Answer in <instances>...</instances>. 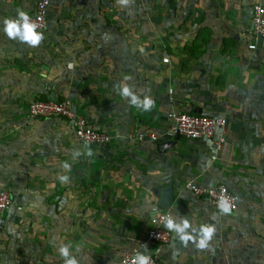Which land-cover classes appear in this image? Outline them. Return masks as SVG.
Returning <instances> with one entry per match:
<instances>
[{"label": "crops", "instance_id": "crops-1", "mask_svg": "<svg viewBox=\"0 0 264 264\" xmlns=\"http://www.w3.org/2000/svg\"><path fill=\"white\" fill-rule=\"evenodd\" d=\"M37 1L0 0V190L12 199L0 218V264H63L62 244L79 264L134 251L163 264H264V47L248 49L254 0H48L43 41L9 39L3 21L18 9L31 15ZM117 85L150 98L151 109ZM37 98L67 100L110 143L78 141L67 120L29 118ZM171 111L225 117L215 160V138L166 148ZM149 134L157 141H138ZM191 180L225 185L237 210L221 214L193 196L183 187ZM168 187L177 224L215 226L207 249L184 247L172 231L167 245L144 244Z\"/></svg>", "mask_w": 264, "mask_h": 264}, {"label": "built area", "instance_id": "built-area-1", "mask_svg": "<svg viewBox=\"0 0 264 264\" xmlns=\"http://www.w3.org/2000/svg\"><path fill=\"white\" fill-rule=\"evenodd\" d=\"M48 0H38L35 4L34 12L29 15L31 21L38 24L37 31L46 27V14L48 10ZM16 19V18H15ZM251 43L248 45L249 50L257 49V39L260 38L261 46L264 47V5L263 0H254L251 5V23L248 32ZM163 63H169V57H162ZM27 113L31 119H49L59 118L72 122L75 138L86 144L96 146H107L112 137L110 134L95 129L88 120L76 113L67 100L53 99H34L27 107ZM168 126L162 132L169 139L176 136L183 137L188 140L199 139H216L215 151L211 156V160L217 158V154L222 150L226 132L227 123L225 117H216L205 114L185 113L179 111H171L167 114ZM138 141L149 140L155 142L158 135L149 134L147 136L140 135ZM184 189L197 198H202L210 205L217 208L218 201L221 198H227L232 206V211L237 210V197L225 185L218 184L212 187H202L194 183L193 180L184 184ZM12 199L10 193L0 190V218L3 217L11 208ZM21 210V207H17ZM168 208H152L149 217L150 228L146 234V243H155L159 245H167L171 241V231L164 225L166 218L170 216ZM171 217V216H170ZM142 244V246H144ZM136 251L125 253L118 258L113 264H133ZM150 264H163L160 260L150 257Z\"/></svg>", "mask_w": 264, "mask_h": 264}, {"label": "clouds", "instance_id": "clouds-1", "mask_svg": "<svg viewBox=\"0 0 264 264\" xmlns=\"http://www.w3.org/2000/svg\"><path fill=\"white\" fill-rule=\"evenodd\" d=\"M117 3L122 6H128L131 3V0H117ZM4 23V33L9 39L18 40L21 43H25L31 47L38 46L44 39L42 32H38V24L31 21L29 14L22 10H17L16 19L7 18L3 21ZM71 67V65H69ZM117 88H120V94L126 98H130V103L142 107L143 110L148 111L153 105V101L150 98H145L143 101H140L137 96L133 94L131 89L127 86L117 85ZM88 156L92 155L90 148L85 149ZM79 154V153H78ZM77 155V153H76ZM61 168L64 170H71V165L68 163H62ZM59 181L62 184L69 182V177L67 175H60L58 177ZM217 207L221 214H231L232 206L227 198H221L218 201ZM169 231L175 233L176 237L179 238L180 242L184 247L188 246V243L191 241L196 248L204 250L209 247V244L215 234V226L211 224H203L198 229L193 228L187 219L182 218V223L177 224L172 217L166 218L164 225ZM191 229V231H189ZM145 249L147 247L145 246ZM63 264H79V261L75 255L71 252L70 245H60L57 249ZM79 252V248L76 249ZM150 256L145 253L137 252L133 264H150Z\"/></svg>", "mask_w": 264, "mask_h": 264}, {"label": "water", "instance_id": "water-1", "mask_svg": "<svg viewBox=\"0 0 264 264\" xmlns=\"http://www.w3.org/2000/svg\"><path fill=\"white\" fill-rule=\"evenodd\" d=\"M257 47L262 48L260 38L257 39ZM178 140H179V136H176L172 142H169L166 144V146H167L166 148H169L170 147L169 145H172L175 141H178ZM171 191H172V189L168 187L167 190H165L163 192L164 193L163 197H165L166 201L161 202V206L164 208L170 207V202L172 199V192Z\"/></svg>", "mask_w": 264, "mask_h": 264}]
</instances>
